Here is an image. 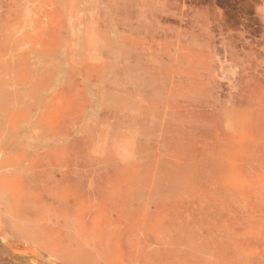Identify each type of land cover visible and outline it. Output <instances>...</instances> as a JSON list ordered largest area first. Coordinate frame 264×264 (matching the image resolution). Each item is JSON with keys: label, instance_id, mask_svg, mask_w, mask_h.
Listing matches in <instances>:
<instances>
[{"label": "rangeland", "instance_id": "obj_1", "mask_svg": "<svg viewBox=\"0 0 264 264\" xmlns=\"http://www.w3.org/2000/svg\"><path fill=\"white\" fill-rule=\"evenodd\" d=\"M0 264H264V0H0Z\"/></svg>", "mask_w": 264, "mask_h": 264}]
</instances>
